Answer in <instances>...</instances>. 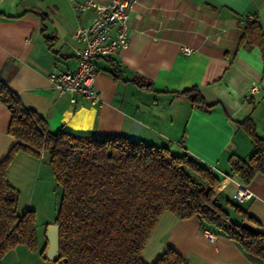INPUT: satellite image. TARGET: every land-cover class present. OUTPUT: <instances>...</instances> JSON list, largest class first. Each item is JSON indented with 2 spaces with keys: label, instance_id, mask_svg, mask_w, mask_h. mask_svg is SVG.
<instances>
[{
  "label": "crops",
  "instance_id": "1",
  "mask_svg": "<svg viewBox=\"0 0 264 264\" xmlns=\"http://www.w3.org/2000/svg\"><path fill=\"white\" fill-rule=\"evenodd\" d=\"M83 1L0 0L2 80L25 109L45 119L50 131L125 136L187 152L213 170L220 178L217 188L258 220L264 232V174L244 183L229 172L231 154L247 158L254 148L240 121L250 118L264 138V60L258 47L238 45L245 14L256 12L264 26V0H133L128 47L94 59L95 105L79 95L70 103L48 78L77 65L73 33L92 16L91 10L77 9ZM183 46L192 51L183 53ZM114 68L116 78L110 72ZM253 84L259 89L250 94ZM191 87L198 89L204 105H194L181 93ZM10 117L0 101V160L16 141L8 133ZM45 158L20 151L10 164L8 179L19 191L20 214L35 211L47 190L50 167ZM242 192L248 196L237 200ZM54 224L49 231L45 227L44 243H37L36 251L18 245L10 250L14 257L55 264L58 253L50 246ZM202 226L197 217L180 219L164 211L142 250L143 260L152 264L173 248L188 264H259L221 233L207 239Z\"/></svg>",
  "mask_w": 264,
  "mask_h": 264
},
{
  "label": "trees",
  "instance_id": "2",
  "mask_svg": "<svg viewBox=\"0 0 264 264\" xmlns=\"http://www.w3.org/2000/svg\"><path fill=\"white\" fill-rule=\"evenodd\" d=\"M249 14L240 24L238 45L258 47L264 60V26L256 12ZM110 72L118 76L115 68ZM181 93L194 105L205 104L196 87ZM0 101L11 113L8 133L16 139L0 160V264L18 245L30 251L38 246L35 212L18 213L20 194L8 179L20 151L37 157L44 152L61 190L54 222L59 226L55 264H147L142 250L164 211L180 219L199 218L203 229L234 240L264 264L259 221L219 190L220 178L187 152L125 136L50 131L45 119L25 109L1 77ZM239 124L254 148L247 158L231 154L229 172L248 183L257 173L264 174V138L256 134L250 118ZM152 264L188 263L167 248Z\"/></svg>",
  "mask_w": 264,
  "mask_h": 264
},
{
  "label": "built area",
  "instance_id": "3",
  "mask_svg": "<svg viewBox=\"0 0 264 264\" xmlns=\"http://www.w3.org/2000/svg\"><path fill=\"white\" fill-rule=\"evenodd\" d=\"M132 2L133 0H84L77 5L79 10L92 11L89 23L77 27L73 33L78 44L74 48L77 65L53 72L48 77L52 88L59 94H67L70 103H76L78 95L91 105L99 102L94 84L97 73L94 59L111 57L128 47V22ZM191 51L188 46L182 47L185 54ZM258 89L259 86L253 84L249 93L253 94ZM40 156L43 157L44 152ZM244 196H248V192L239 193L237 200ZM203 234L211 241L216 237L208 229H203Z\"/></svg>",
  "mask_w": 264,
  "mask_h": 264
},
{
  "label": "rangeland",
  "instance_id": "4",
  "mask_svg": "<svg viewBox=\"0 0 264 264\" xmlns=\"http://www.w3.org/2000/svg\"><path fill=\"white\" fill-rule=\"evenodd\" d=\"M44 161L47 163V165H49L47 157L45 158ZM49 171L50 174L47 181L45 179L46 181L45 185L47 190L38 197L37 203L35 205L36 210L34 211L37 241L40 246L44 243L45 240V231H44L45 227L48 225V231H49V227L53 224V222H55L57 210L60 202L59 198L61 194L60 187L58 186L53 176L51 168ZM20 258L21 259H19V257L18 258L14 257V253L8 251L3 257L2 264H14V263L21 264L19 262L20 260L21 262L30 264L28 257L25 258L21 256ZM43 263L48 264L47 262L46 263L43 262Z\"/></svg>",
  "mask_w": 264,
  "mask_h": 264
},
{
  "label": "water",
  "instance_id": "5",
  "mask_svg": "<svg viewBox=\"0 0 264 264\" xmlns=\"http://www.w3.org/2000/svg\"><path fill=\"white\" fill-rule=\"evenodd\" d=\"M53 232L50 237V246L52 250L56 253H58L59 250V226L57 224H54L53 226Z\"/></svg>",
  "mask_w": 264,
  "mask_h": 264
}]
</instances>
